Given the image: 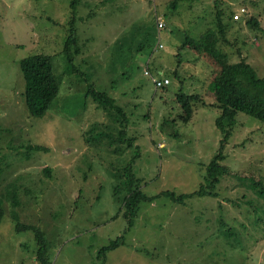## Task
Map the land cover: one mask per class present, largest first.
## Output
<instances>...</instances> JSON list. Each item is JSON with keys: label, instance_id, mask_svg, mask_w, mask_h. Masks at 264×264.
<instances>
[{"label": "rangeland", "instance_id": "obj_1", "mask_svg": "<svg viewBox=\"0 0 264 264\" xmlns=\"http://www.w3.org/2000/svg\"><path fill=\"white\" fill-rule=\"evenodd\" d=\"M72 1L0 0L5 208L0 264H39L38 239L30 226L45 235L52 264H264V200L258 202L251 182L234 176L264 179V123L252 116L239 113L224 144L221 164L231 174L214 189L216 197L195 196L179 204L161 195L143 202L130 224L123 208L126 191L116 189L123 181L118 176L125 177L133 162L138 186L148 197L189 194L205 183L207 166L224 139L216 125L220 111L194 102L193 118L180 120L177 94L202 93L211 75L209 64L180 48L187 37L197 39L217 27L221 9L231 39L222 47L230 62L244 59L264 77V0H182L176 9L174 0H79L76 7ZM237 12L241 20L235 19ZM252 16L260 21L258 29L245 24ZM159 19L166 24L161 31ZM74 28L83 52L73 66L87 74L96 71L88 83L68 72L65 42ZM237 35L243 42L240 54L233 47ZM159 39L163 48L156 51ZM39 53L52 56L61 82L58 99L43 117L28 109L19 67L22 59ZM147 69L169 75L165 91L144 74ZM89 84L115 100L117 119L129 117L133 146L120 141L124 127L111 124L99 104L86 97ZM103 132L108 135L100 136ZM120 236L121 246L100 258L102 247Z\"/></svg>", "mask_w": 264, "mask_h": 264}, {"label": "trees", "instance_id": "obj_2", "mask_svg": "<svg viewBox=\"0 0 264 264\" xmlns=\"http://www.w3.org/2000/svg\"><path fill=\"white\" fill-rule=\"evenodd\" d=\"M181 1L182 0H174L171 3V6L176 9L178 8ZM78 2L79 0H73L71 4L72 7H76ZM247 11V8H242V13H246ZM238 14L240 15L239 20H241L242 14ZM224 15L225 12L221 9H218L216 14L217 27L209 28L197 39L187 37L186 40L183 41L180 49H191L195 59H201L205 64H209L211 67V75L208 78L206 77V79L203 81L204 90L202 93L190 94L186 90L184 92H180L176 96L177 101L183 110V113L180 115V120L186 123H188L193 118L194 102H198L204 106H213V108H216L220 111V115L216 119V125L224 135V139L221 143V151L207 166L208 171L207 175L205 176V183L200 186L199 190L189 194L177 195L173 191H166L160 195L148 197L138 186L139 179L136 178L132 166V164L134 165V162L129 163L126 167L127 175L125 177L118 176V179H123V181L116 185V189L121 187L126 191L123 208L125 210V218L128 219L130 224H133L138 210L143 202L154 201L158 198V196L161 195L168 196L174 202L179 204H182L187 199L193 198L195 196L216 197L218 193L214 189L216 186H220L222 177L224 175L226 176L227 174H231V170L227 166L221 164V161L226 158L222 150L224 148V144L229 141L233 134V131L237 125L238 114H247L264 123V78L259 77L255 68L244 59L230 62L231 57L229 53L225 52L222 47L223 43L230 44V37H227L228 25L223 22L222 18ZM229 19L232 21L233 15L230 16ZM259 22L260 21L256 17L252 16L246 20L245 24L247 27L258 29L260 27ZM158 23V31L166 28V25L163 28H159ZM75 31L76 28H74V30H70L65 42V51L68 54L67 56L69 63L68 72L69 74L77 72L78 76L82 77L83 82L88 83V81L92 79V76L94 77L96 71H91V74H87L85 72H81L80 69L76 67V65L73 66L75 60L83 52V45L80 44L78 36H76V33H74ZM234 38L236 43L233 44V47H235L238 54H240L242 52L241 45H243V42L239 39L238 35ZM161 48H163V44L161 39H159V42L154 49L158 51ZM19 67L26 82L25 99L28 109L33 116L43 117L53 107L54 102L58 99L61 93V82L54 73L52 56L43 53L31 55L22 59L19 62ZM149 72L151 75H147L148 77L169 78L171 84V78L169 75H167L168 77L161 76L160 71H156L155 73L158 76H155L152 74V70H149ZM175 74H178L177 70H175ZM193 76L194 74L190 76V79H194ZM170 84L160 90L165 91ZM86 97H91L96 103L99 104L98 106L104 111L108 120L111 121V124H120L124 127V129L120 131V141L128 142L127 147L133 146L135 139L134 137H129L128 132L130 119L128 116L127 118L124 117V122L117 119L113 113L115 100L110 98L106 92L96 88V86L93 84H89L87 86ZM208 97L211 99L214 98L215 103L207 104L206 99ZM121 111L123 112V110ZM147 117L149 116L147 115ZM173 120L176 121V119ZM99 135L106 136L108 133L103 132ZM91 139H95V134L91 136ZM33 148L41 149L40 146ZM119 152L121 151L119 150ZM45 168V170H48V173L50 174V167ZM235 175L237 178L241 177L238 178V180L244 179L248 182H251L252 190L257 193V198L260 199L258 202L262 203V200H264V179L260 178L259 180H255L256 178L251 176L250 173L244 174V176H241L239 173H235L234 176ZM3 199V197H0V224L5 215ZM224 224L227 226L225 222ZM28 228H32L36 231L39 245L36 257L37 262L39 264H52V261L48 256V241L45 235L40 233L41 231L33 226ZM121 238L122 236L102 247L100 251V258H106L110 251L121 246Z\"/></svg>", "mask_w": 264, "mask_h": 264}, {"label": "built area", "instance_id": "obj_3", "mask_svg": "<svg viewBox=\"0 0 264 264\" xmlns=\"http://www.w3.org/2000/svg\"><path fill=\"white\" fill-rule=\"evenodd\" d=\"M239 16H240L239 14H236L235 19H239ZM165 25L166 24L164 21H159V23H158L159 28H163ZM160 46H162V45H160ZM145 75H151L149 70H145ZM152 78H153V82H154L157 89H162L163 87L170 84L169 78H157V77H152Z\"/></svg>", "mask_w": 264, "mask_h": 264}, {"label": "clouds", "instance_id": "obj_4", "mask_svg": "<svg viewBox=\"0 0 264 264\" xmlns=\"http://www.w3.org/2000/svg\"><path fill=\"white\" fill-rule=\"evenodd\" d=\"M159 21H163V20H160V19H159L158 22H159ZM261 78H264V77H261Z\"/></svg>", "mask_w": 264, "mask_h": 264}, {"label": "crops", "instance_id": "obj_5", "mask_svg": "<svg viewBox=\"0 0 264 264\" xmlns=\"http://www.w3.org/2000/svg\"><path fill=\"white\" fill-rule=\"evenodd\" d=\"M236 225H240V222H239V223H237Z\"/></svg>", "mask_w": 264, "mask_h": 264}]
</instances>
